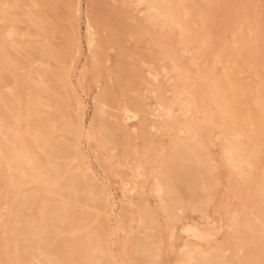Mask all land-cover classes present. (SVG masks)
Instances as JSON below:
<instances>
[{
  "label": "bare ground",
  "instance_id": "obj_1",
  "mask_svg": "<svg viewBox=\"0 0 264 264\" xmlns=\"http://www.w3.org/2000/svg\"><path fill=\"white\" fill-rule=\"evenodd\" d=\"M0 264H264V0H0Z\"/></svg>",
  "mask_w": 264,
  "mask_h": 264
},
{
  "label": "rangeland",
  "instance_id": "obj_2",
  "mask_svg": "<svg viewBox=\"0 0 264 264\" xmlns=\"http://www.w3.org/2000/svg\"><path fill=\"white\" fill-rule=\"evenodd\" d=\"M139 46H140V47H144V48H142V49H144V50H141V48H139ZM131 48H137V49L139 48V49L141 50V52H144V51H145V46H144V43H143V42H141V45H140V43H139L137 47H134V45H132ZM137 51H139V50H137ZM86 55H87V50H86L85 48H83L82 54L79 56V58H78V62H77V65H76L77 67H76V71H75V72H76V73H75V75H76L75 77H77V78H76L77 81H78L79 78H80V74H79V72L81 71V69L83 68V66H84L85 63H86V60H87V56H86ZM82 61H83V62H82ZM80 62H82V63H80ZM85 93L89 96V95L91 94V91L88 90V89H86V90H85ZM90 108H91V102H90V100L87 98L86 103H85V106H84L85 117H86V119L89 117ZM88 112H89V113H88ZM82 141H83V143H82V145H83V156H84V159H85V161H86V164L89 165V166L94 165V164L92 163L91 152H90V149H89V147H88L86 137H84V138L82 139ZM94 169L97 170V168H94ZM99 173H100V172H99ZM101 177L104 178L106 184H107L108 187L110 188L111 195H112V198H113V202L115 203V205H118V203H119V192H118V190H117V186H116V184L113 183V182H114L113 179L107 177V176L104 175V174H101ZM110 179H111V180H110ZM111 181H112V182H111ZM112 183H113V184H112ZM110 238H111V241H112V242L115 241V236H114V235L111 236Z\"/></svg>",
  "mask_w": 264,
  "mask_h": 264
},
{
  "label": "snow or ice",
  "instance_id": "obj_3",
  "mask_svg": "<svg viewBox=\"0 0 264 264\" xmlns=\"http://www.w3.org/2000/svg\"><path fill=\"white\" fill-rule=\"evenodd\" d=\"M3 7H4L5 9H7V8L9 7V5L5 4Z\"/></svg>",
  "mask_w": 264,
  "mask_h": 264
}]
</instances>
